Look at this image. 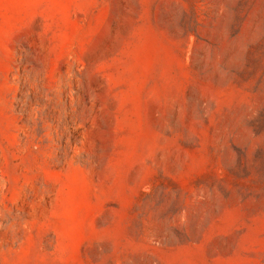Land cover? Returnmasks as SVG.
I'll use <instances>...</instances> for the list:
<instances>
[{
  "label": "rangeland",
  "instance_id": "rangeland-1",
  "mask_svg": "<svg viewBox=\"0 0 264 264\" xmlns=\"http://www.w3.org/2000/svg\"><path fill=\"white\" fill-rule=\"evenodd\" d=\"M0 264H264V0H0Z\"/></svg>",
  "mask_w": 264,
  "mask_h": 264
}]
</instances>
